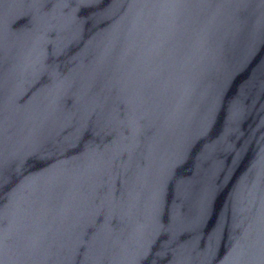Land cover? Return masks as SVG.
<instances>
[{"label": "water", "instance_id": "1", "mask_svg": "<svg viewBox=\"0 0 264 264\" xmlns=\"http://www.w3.org/2000/svg\"><path fill=\"white\" fill-rule=\"evenodd\" d=\"M0 264H264V0H0Z\"/></svg>", "mask_w": 264, "mask_h": 264}]
</instances>
